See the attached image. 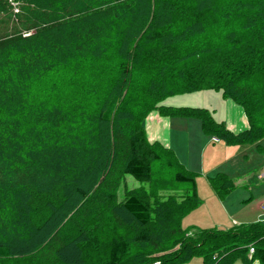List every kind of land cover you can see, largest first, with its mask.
I'll list each match as a JSON object with an SVG mask.
<instances>
[{
    "label": "trees",
    "instance_id": "1",
    "mask_svg": "<svg viewBox=\"0 0 264 264\" xmlns=\"http://www.w3.org/2000/svg\"><path fill=\"white\" fill-rule=\"evenodd\" d=\"M75 1L0 0V261L24 264L37 259L35 251H42L43 263H47L46 259L61 255L62 249L64 254L74 244V239L60 237L70 221L85 231L93 229L98 219L104 229L109 218L123 217L142 228L131 240L134 244L156 249L167 235L182 236L183 246L172 250L169 264H183L192 258H200L203 264H233L239 259L243 264H264L262 222L228 231L193 229L187 233L182 228L183 218L199 205V200L196 174L179 163L173 180L190 191L181 195L187 205L175 231H166L163 237L157 233V228L164 229L173 222L171 209L165 208L162 213L157 210L153 220L146 196L132 195L116 202L115 191L126 176L149 183L152 163L160 160L147 145L140 125L124 131V127H130L127 121L135 118L130 120L122 107L118 109L123 98L120 86L113 91L117 83L90 121V125L97 124L99 134L95 152L50 143L49 135L39 138L36 150L29 142L34 132L31 116L41 110L32 102V88L35 91L41 77L56 73L77 55L108 57L104 39L111 37V32L122 39L117 54L123 61L118 58L117 69L123 87L133 75L129 58L137 62L144 55L142 43L163 42L166 49L152 60L154 67L159 66L154 69L157 75L152 83L155 88L166 86L160 85L164 76L176 82L170 83L173 87L163 93L164 98L215 91L243 108L249 126L234 134L223 123H216L205 109L176 115L196 116L205 134L227 145L264 142V0H148L147 5L143 0H118L113 4L111 0H98L92 8ZM190 11L195 12L190 16ZM228 16H232L230 26L237 25L230 32L221 33L211 44L207 41L206 46L199 45L185 56L175 50L177 40L191 38L190 34L199 37L198 29H203L204 22L215 21L221 26L220 21ZM174 24L182 29L177 34L173 33ZM54 117L60 115L45 114L38 117V122L49 126ZM123 120L125 125L121 124ZM162 148L158 149L163 152ZM50 166L53 170H47ZM81 182L83 189L77 185ZM210 184L218 197L231 187L226 179H213ZM63 192L64 202L60 199ZM81 212L83 219L78 218ZM26 235L28 242L23 239ZM108 248L106 264H117L126 254L128 243L114 237Z\"/></svg>",
    "mask_w": 264,
    "mask_h": 264
},
{
    "label": "rangeland",
    "instance_id": "2",
    "mask_svg": "<svg viewBox=\"0 0 264 264\" xmlns=\"http://www.w3.org/2000/svg\"><path fill=\"white\" fill-rule=\"evenodd\" d=\"M76 1H78L77 3L80 6L92 8L91 5L96 6L98 0ZM101 1L102 0H99V2ZM111 1H113L111 2L113 4L118 0ZM143 1L147 5L148 0ZM149 1L157 2L158 0ZM187 5L192 8V5L188 2ZM194 12L192 13L190 11V16L191 14L193 15ZM231 19L232 16H228L225 21L223 18L220 21L222 24L221 26H218L215 21L213 24H211V21L204 22L202 24V30L196 28L198 29V33L201 34L199 37L190 34L191 38H183V41L177 40L175 44H178V46L175 50L179 51L180 55L185 56L194 48L199 47V45L206 46L207 41L211 44L216 36H219L221 33L222 35H225L227 31L230 32V30H232L233 26L237 27V25L230 26ZM166 20L167 19L162 20L161 23L165 25ZM174 28L176 29V24H174ZM181 30L182 29L179 27L174 30L173 33L177 34ZM111 34V37L104 39V42H106L105 44H108V51H106L108 57L99 59V57L95 56V58L91 57L93 59H88L87 56L77 55L78 58L74 59L71 63L68 62L56 73L49 72L41 77L38 85L34 83L37 85L35 86L37 88L35 91L32 88V102L35 105L40 106L41 110L39 112L34 111L35 113L31 116V127L33 125L34 132L31 133L33 138H31L29 142L32 143L36 150L37 148L35 144L40 141L39 138L47 137L49 135L50 143H59L65 147L75 146L76 148L74 149H77L80 152H95L97 149V142L99 141V134H97V124L90 125V121L95 117V112L98 106L103 104L102 101L105 97H108L111 89L117 83L113 91L120 86L122 88L120 95L121 98H123L121 101L122 106L118 107V109H121L122 107V111H126L127 115L131 116L130 120L135 118V121L133 122L127 121V123L130 124V127H124V131L130 132L129 128L138 127L140 125L147 145L153 148L152 151L159 156L160 160L152 163L153 173L149 183L137 182L132 177L126 176L115 191V200L117 203H120L132 195L137 197L146 196L151 205L152 219L155 221L157 210L162 213L163 209L170 208L173 222L169 226H165L164 229L161 227L157 228V233H162L160 236L163 237L166 235V231H175L178 228L179 216L186 210L187 205L181 195L185 191H190L188 186L175 183L173 180L174 173L177 170L175 165H177V163L181 164L178 157L183 161H186L187 155L192 153V159H197V154L200 152L204 144L202 141L203 138H198L196 141L197 137L202 135L200 121L196 116H189V114L186 113L188 115L180 117L176 114H182L180 111L184 110L205 109L219 122L224 119L225 104L229 106L231 105L235 108L243 119H246L245 112L241 106L237 105L230 99H223L220 94L215 91H198L179 95H169L164 98L163 93H167L170 87H173L170 85L176 82L173 80L169 81L168 77L164 76L160 85L162 86L164 84L166 86L155 88L152 83V80L157 75L154 69L159 67H154L152 60L154 57L161 56V52L166 49L167 46H165L163 42L162 45L159 42L142 43L144 55L141 59H138L137 62H134L133 57L129 58V62L133 63V75L132 78L129 77V79L126 80L127 83L123 87L118 81L119 73L117 69L119 58L117 52L122 39L114 32H111L110 35ZM110 38L113 40L112 42L110 41ZM121 61L123 60L121 59ZM120 87L118 88L119 90L121 89ZM155 91L157 94L154 93ZM236 106L238 108H236ZM159 107H161V109ZM52 112L58 113L60 118L57 119L54 117L56 121L53 120L54 118H52V120L50 119L51 122L49 126H43V124L41 125V123L38 122V117ZM189 118H191V120H196L189 122L194 123L196 126L191 125L188 134H180L178 127L183 126L185 123L182 119ZM169 121L171 133L169 141L172 147L167 146V123ZM246 121L248 120L246 119ZM57 124L59 125L58 128L55 127ZM121 124L125 125V120H123ZM26 128L27 126H25L24 130H26ZM237 129H239V127ZM212 141L213 143L219 142L216 138ZM154 144H156V147H154ZM176 144L179 145L177 147V150H179L178 155L177 151L174 153L173 150V147ZM261 144H264V142H261L260 145ZM219 147L222 148L224 145L219 144ZM158 148H162L163 152ZM168 149L170 150L169 152H167ZM218 149H215L214 151L209 148V150L204 152L203 157L208 158L211 154L212 156L216 155V158L221 159V156L218 153H215L218 152ZM252 151L254 152V155H249L248 161H256L263 157L262 155L258 156L254 150ZM205 161H207V159H205ZM184 169L186 168L184 167ZM47 170H53V166H50ZM71 173H73L72 170H70V174ZM87 183H89L88 179L85 183L86 186ZM77 185L82 189L84 187L82 182L77 183ZM93 188V190L96 191V185H94ZM258 189V197H260L264 193V183ZM229 195H232V198H236V201L238 200L236 204L230 205L224 202L221 206L223 212L220 214H213L212 217L209 216L207 219H195L193 221L195 215H200L202 218L204 215L202 213L192 214L187 220L182 222V228L187 230V233L191 232L193 229L225 231V229H227L226 227L230 228L232 226L231 224H228V222L231 223L234 219L237 220L238 224H250L253 222H262L264 224V217L260 210L261 205L259 210H257L255 205L246 202L244 200L243 190L231 189ZM201 198L202 197L198 195V209H201L204 214L207 213V210L213 211L215 206L218 205L217 201L211 195L205 197L206 202ZM60 199L63 202L66 201V194L64 192ZM88 200L89 199L87 198L84 202H87ZM263 202L264 199L262 203ZM83 217L84 215L81 212V215L78 218L83 219ZM189 220H191L192 223L196 222V227H190ZM106 222L107 223L104 224V229L100 226L98 219L96 225L95 222L92 224L93 229L83 231L79 229V227H76V223L70 221L68 226L62 228L60 237H63V240L65 241L74 239V244H70L64 254H62V252L65 249H62V252H60L61 255H57L52 260L46 259L47 263H43L45 253L42 251H35L33 254L37 259L27 261L28 263L24 262V264H106L108 262V246L114 237L128 243L126 254L120 257L119 263L117 264H169L168 261H170V253L172 250L178 251L183 246L182 236L174 238V234L172 233L167 235L165 239L159 241V247L156 249L148 245L143 246L134 244L131 240L136 234H138L139 229L142 228L133 224V220L123 217H111L109 220H106ZM36 225L39 224L36 223ZM184 235L185 237L187 236L186 234ZM23 239L27 241L29 238L26 235ZM30 247H32V244ZM30 249L31 248H29V250ZM256 263V261H253L251 264ZM0 264L8 263L0 261ZM183 264H203V262L200 258H192L189 262ZM233 264H243V262L239 259Z\"/></svg>",
    "mask_w": 264,
    "mask_h": 264
},
{
    "label": "crops",
    "instance_id": "3",
    "mask_svg": "<svg viewBox=\"0 0 264 264\" xmlns=\"http://www.w3.org/2000/svg\"><path fill=\"white\" fill-rule=\"evenodd\" d=\"M209 98V97H208ZM236 108H238L236 106ZM212 116V114H211ZM213 118V116H212ZM181 120V119H180ZM185 121L183 126L178 127V131L183 134H188L189 127L191 125H194V123H189L192 121H196L195 119L189 118V119H182ZM213 120L216 123H223L226 127V129L234 134L241 133L248 129L247 121L243 117H240L238 112L235 108H233L231 105L225 104L224 109V119L221 121H217L213 118ZM168 127V139H167V146L172 147L169 137L171 136L170 133V121L167 123ZM239 127V129H237ZM200 129L202 135L199 133L198 138H203L202 141L204 142L200 152L197 154V159H192V153H189L187 155V160L183 161L182 159H179L182 166L186 168L191 173L196 174L195 178V186H196V192H197V198L198 195L202 197L201 199L206 202L205 197H209L210 195L217 201L218 205L215 206V209L213 211L207 210V213L204 214L201 209H198V206L190 211L188 215H186L182 222L187 220L190 215H194L196 213H202L204 217L202 218L200 215H195L193 218V221L196 220H202L207 219L209 216H213V214H220L223 212L222 205L224 202L226 204L234 205L236 204V198H232V195H229V192L231 189H241L244 191V200L248 203H251V205H255L256 209L259 210V207L264 199V193L260 197H258V188L261 187V185L264 183V144H251V145H227L223 142H214L213 143V137H209L205 132L202 130L201 123H200ZM198 130V129H197ZM207 138V139H205ZM219 144H223L224 147L220 148ZM179 145L176 144L173 147L174 153L177 151V155L179 154V150H177ZM217 146V147H216ZM259 146V147H258ZM212 147V148H211ZM212 149L215 151V149H218V153L221 156V159L216 158V155H211L208 158H204V152L206 150ZM214 148V149H213ZM254 150L258 156H263L261 159L256 161H248L249 155L253 156ZM207 159V161H205ZM213 179H226L228 181V186H231L228 191H226L222 197H217L213 190L211 189V180ZM199 200V199H198ZM222 201V202H220ZM201 210V211H200ZM190 224V227H196L195 223H192L191 220L188 221ZM254 223V222H253ZM228 224H231L232 226L230 228L226 227L225 231L232 230L234 227L241 226V225H249V224H238L237 220H232L231 223L228 222ZM252 224V223H250ZM201 230V229H200ZM258 264V263H256Z\"/></svg>",
    "mask_w": 264,
    "mask_h": 264
},
{
    "label": "built area",
    "instance_id": "4",
    "mask_svg": "<svg viewBox=\"0 0 264 264\" xmlns=\"http://www.w3.org/2000/svg\"><path fill=\"white\" fill-rule=\"evenodd\" d=\"M260 210H261V213H262V215H263V217H264V202L261 204V208H260ZM253 252H254L253 248L250 247V249H249V254L252 255Z\"/></svg>",
    "mask_w": 264,
    "mask_h": 264
}]
</instances>
